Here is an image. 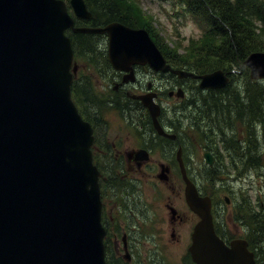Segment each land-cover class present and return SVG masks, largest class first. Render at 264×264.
<instances>
[{"label": "water", "instance_id": "1", "mask_svg": "<svg viewBox=\"0 0 264 264\" xmlns=\"http://www.w3.org/2000/svg\"><path fill=\"white\" fill-rule=\"evenodd\" d=\"M70 7L78 18L92 16L84 0H71ZM74 24L63 0H0V264H107L101 173L93 163L92 126L72 99L78 65L67 30L106 34L111 65L125 76H135L138 65L199 79L203 90L224 89L230 81L222 70L196 76L172 69L145 29ZM244 65L252 80H264V52L250 54ZM177 97H184L181 90ZM139 99L157 126L154 95ZM182 156L179 149L185 200L200 219L191 236L193 261L256 264L246 240L228 246L218 236L212 200L200 195ZM204 156L213 166L211 153Z\"/></svg>", "mask_w": 264, "mask_h": 264}, {"label": "rangeland", "instance_id": "2", "mask_svg": "<svg viewBox=\"0 0 264 264\" xmlns=\"http://www.w3.org/2000/svg\"><path fill=\"white\" fill-rule=\"evenodd\" d=\"M126 1L133 8V0ZM138 1H140L138 8H142L146 19L149 20V27L157 34L160 44H162L169 54L182 56L184 62L190 61L192 55H189L190 51L187 48L188 41L191 39L200 40L203 34L194 20L190 16H186L185 11H182L181 7L178 6L177 3L179 2L177 0V3L171 0L169 2L160 0ZM66 3L68 5V2ZM68 10L74 16L72 9L68 7ZM130 15H133V10ZM131 18L133 21V17ZM82 22H84V25L81 27H92L87 21L75 23L74 26L79 27ZM257 26L258 29L264 28V24L261 22H257ZM133 28L144 29L143 27ZM82 41H80V44L84 46V42ZM85 42L88 45L93 44L98 50L102 49L106 51L107 41L104 38L88 37L85 39ZM257 44L264 48V40H259ZM169 54L168 56H170ZM83 59L82 63L86 64L87 60L84 57ZM94 61L96 62H90V67L80 65L78 71H81L87 78L89 76L90 79H94L96 76H112L108 69L105 70L103 65L98 63L100 59H95ZM239 65L240 67L227 63L225 68L222 69L227 76H231L233 81L232 86L236 90L242 89L246 81H248V78L250 79L247 75L248 71H239L244 70L240 69L243 67L240 63ZM229 67H233V70L238 72L230 71L229 74ZM181 69L184 70L186 68ZM214 70L217 69L215 67L210 69L212 72ZM140 72L143 76H153L154 84L158 86L161 84V76H168L155 72L150 67L141 68ZM169 81L171 85L176 84L171 79ZM259 82L264 87V80ZM83 89L84 84L82 82L78 88V93L84 97V93L82 94ZM196 92L197 89L194 90V93ZM190 96L188 95L187 98ZM204 97L208 96H202V98ZM213 99H215V95ZM173 103L176 104L175 100L164 99L163 101V104L169 108ZM85 104L90 112L94 111L93 108L89 107V104ZM191 110L193 108L187 107L186 112L181 113L185 127L184 133L190 131L187 128L188 123L186 117H189ZM237 119L238 117L235 118L234 124L228 127V130L225 129L226 134L224 139L228 142L236 138L243 142L247 138L249 132L247 125L237 122ZM233 126L234 128L231 130ZM115 129H117L116 126ZM189 135H191V138H184L183 144V159L189 178L195 182L202 195L211 196L213 199L215 198L218 222L222 225V231L227 235L228 239L232 240L240 237L246 240L249 239V226H251L252 222L254 224V216L256 214L259 215L261 224H264V129L257 126V129L252 132V137L258 143V161H248L249 154L244 159L238 160L237 165L234 167L229 166L228 161H224V165H219L220 167L217 168L221 173L217 174L213 179H210L209 166L206 165L203 158V154L207 150L203 138L198 132L185 134V136ZM215 137L217 138L216 135ZM216 138L214 139L215 141L217 140ZM250 144L249 142L246 146ZM226 146H228V143L224 145V147ZM219 148L223 149L226 155H228L227 150H224L221 146ZM231 149L233 153H238V150ZM177 152V149H175L172 163L175 171H177V175L181 179L179 166L176 161ZM155 161L158 162L159 160L155 159ZM114 163L117 166L119 165L118 161H114ZM101 164L105 165V160ZM218 164H221L220 161H218ZM123 168H125V176L123 175V169L121 170V174L118 172L112 173L110 170L111 186L108 188V210L111 211L109 215L113 219H110L109 227L111 228L113 236L117 235V241L111 238L110 247L108 248L109 253L107 255L109 264H193L188 258L187 250L192 244L190 238L193 227L192 223H196L198 219L197 217H192L185 199L178 197L180 192L182 197L184 196V187L182 186V189H180L181 181L176 176H172V174H170L169 183H163L155 178L157 180L156 184H154L155 188H145L142 192L138 191V194L143 198H138L140 200L135 201V207H133V187L131 182V178L133 179V166L130 164L124 166L123 164ZM128 168L130 169V173L128 172ZM142 175L145 176V174ZM162 178L163 181L168 182V176H162ZM225 196H228L231 200L229 205L224 200ZM168 202L174 205L185 216L183 220L184 225L181 229L175 230L176 232L172 231L171 214L165 205ZM245 206H247L250 215L245 210ZM132 212L133 217L130 215ZM133 231H137V234L134 236ZM125 234L128 237L129 246H133L134 243L133 251L128 252L129 255L131 254L129 261L126 258L127 252L126 250L124 251L122 242ZM261 239L264 240V235ZM250 245L256 254H260L259 260L264 264V254L258 251L252 242H250ZM258 246H261L264 250V243L262 245L258 244Z\"/></svg>", "mask_w": 264, "mask_h": 264}, {"label": "trees", "instance_id": "3", "mask_svg": "<svg viewBox=\"0 0 264 264\" xmlns=\"http://www.w3.org/2000/svg\"><path fill=\"white\" fill-rule=\"evenodd\" d=\"M64 1L69 2L70 0ZM160 1L169 2L170 0ZM171 1L176 2V0ZM177 1L179 2H176L178 6L181 7L182 11H185V15L190 16L197 23L203 34L202 39H191L189 41L187 48L192 58L188 62H184L182 56L169 54L160 44L157 34L149 27V20L146 19L142 8H138L140 3L138 0L132 1L133 8L126 0H85L89 11L92 13V17L87 23L92 27H104L112 22H121L130 27H143L149 32L168 62H172L178 69L186 68L184 70L188 72L203 74L212 72L210 69L213 67L222 70L227 63L238 65V67H240V63L243 66L240 69L244 70L239 71H248L247 75L250 77V71L244 65L245 60L252 53L264 52V48L257 44L259 40H264V28L258 29L257 26V22L264 24V0ZM132 10L133 15H130ZM131 17H133V21ZM81 21L83 20L75 19L76 23ZM82 25H84V22L80 24V26ZM67 35L72 40L75 60L79 65L90 67L92 62H96L95 59H100L98 63L102 64L105 70L110 68L106 59L107 52L102 49L98 50L93 44L88 45L85 42V39L93 37V35H76L71 31H68ZM80 41L84 42V46L80 44ZM83 57L87 60L86 64L82 63ZM228 69L229 74L230 71H234L233 67ZM80 76L85 75L81 72ZM232 83L230 76V82L225 89L202 98L203 107L200 105L198 108L195 101H193L190 105L189 103L186 104L184 112H186L187 107L193 108L189 113V117H186L187 128L190 130L186 134L198 132L204 140L206 149L218 155L222 165H224V161H228V165L234 167L237 165L238 160L244 159L248 154V161H258L259 159L257 156L258 143L252 137V132L257 129V126L264 129V87L259 81H252L249 78L240 90L234 89ZM75 85L76 82L73 85L74 91ZM214 95L215 99H213ZM191 98L194 97L190 96L187 101ZM73 99L81 112L83 101L87 100L85 91L84 97L77 92V94H73ZM201 103H197V105ZM236 117H238L237 122L247 125L249 132L243 142L237 138L228 142L224 139L225 129L228 130V127L234 124ZM178 122L180 124L181 122L184 123L181 117H179ZM233 128L234 126L231 127V130ZM186 138H191V135L186 136ZM249 142L251 144L246 146ZM226 143H228V146L224 147ZM219 146L227 150L229 156ZM231 148L238 150V153H233ZM208 170L210 179L221 173L215 167H208ZM245 208L250 215L247 206ZM258 216V214L254 216L255 222L254 224L252 222L249 226L248 234L250 238L248 240L256 246L258 251L264 254L262 247L258 246V244L262 245L264 243V240L261 239L264 235V224H261ZM257 262L262 264L260 260Z\"/></svg>", "mask_w": 264, "mask_h": 264}, {"label": "flooded vegetation", "instance_id": "4", "mask_svg": "<svg viewBox=\"0 0 264 264\" xmlns=\"http://www.w3.org/2000/svg\"><path fill=\"white\" fill-rule=\"evenodd\" d=\"M93 38H104L107 41V44L109 41L106 34L93 35ZM106 59L110 65L108 71L112 76H96L94 79H90L89 76L88 78L87 76H77L76 81H74V83L76 82L75 91L72 86V94H77V92H79L78 88L83 82L84 89L82 90V94L85 91L87 100L84 101V105L82 104L80 113L84 120L92 125L95 136L92 150L94 163L101 172L100 190L103 206L102 223L107 233V240L105 239L107 254L109 253L108 248L110 247L111 240L116 239L117 241V235L113 236L111 228L109 227V221L110 219H113L111 218V215H109V213L111 214V211L108 210V188L109 186H111L110 170L112 171V173L118 172L119 174H121V170L123 169L124 173L125 169L123 168V164L124 166H126V164H130L131 166H133V179L131 178L133 187V207H135V201L140 200L138 198H143L138 194V191L142 192L145 188H155L154 184H156V179L163 183H169L170 174H172V176H176L177 179L182 182H180V189H182V186L184 187V196L182 197L180 192L178 197L180 199H185V185L182 179V175L180 179L172 163L174 158V150L177 149L178 151L179 149H181L183 151L184 138H186V133L183 132L185 129L184 123L181 122L180 124L178 122V119L179 117H181V113L184 112V107L186 106V104L189 103L190 105V103L195 101L198 108L200 107V105L203 107L204 105L203 103H201L202 96H208L216 91H220L223 89L203 90L199 86L201 80L194 79L192 77L180 79L179 76H176L171 72L162 73L168 76H161V84L158 86L154 84L153 76H143V74L140 72L141 68L149 66L134 65L133 70L135 76H125L126 73L124 71H118L112 67L108 54ZM167 63L171 65L172 69H178L172 62H168L167 60ZM192 74L196 76H202L209 73L207 72L203 74H197L192 72ZM169 79L175 81L176 84L171 85ZM196 89L197 92L194 93V90ZM179 90L183 92V98L177 97V93L179 92ZM147 94H150L151 96L154 95V101L157 105H159L160 108V115L158 117L157 126L155 125V122L153 121L148 108L145 107L142 101L139 99V97L145 96ZM188 95H191L194 98H191L187 101ZM164 99L175 100L176 104H171L169 108L163 104ZM85 103L89 104V107L93 108L94 111L90 112ZM197 103L201 104L197 105ZM115 126L117 127V129H115ZM161 131H163L167 136L162 135ZM170 136H175V138H172ZM177 153L176 161L178 163L180 171V164L178 162ZM205 153H211L214 158L213 166H209L205 161L207 166H209L210 168H219V165H222L218 164V155H216L212 151L206 150L204 152V160ZM227 156H229V154ZM155 159H158L159 161L156 162ZM103 160H105L106 166L101 164ZM114 161H118L119 165H115ZM164 170V175L166 174L165 176H168V182L163 181L162 172ZM128 172L130 173L129 168ZM179 173L181 174V172ZM142 174H145V176ZM123 175L125 176V173ZM228 199L229 202L226 203L227 205H229L231 202L229 197ZM214 201L216 203L215 198ZM215 203L212 200L211 211L214 218L216 233L219 234L218 236L227 245H230L231 241L235 239H244L243 237L235 238L232 240L228 239L227 235L222 231V225L218 222L217 206ZM165 205L171 214L170 219L172 224V231L176 232L184 225L183 220L185 219V216H183L182 212L175 208V206L170 204L169 202ZM218 208H220V206H218ZM130 215L133 217V212ZM191 215L193 218L197 217L198 220L196 223H192L193 227L190 238L195 226L199 223L200 220L198 216L192 211ZM136 234L137 231H133V236ZM128 241V237L125 234L122 238L123 248L124 251L127 249V252L130 253L131 251H133L134 243L133 246L130 247ZM189 247L187 250L188 258L193 264H196L192 259ZM256 255L259 260L258 253Z\"/></svg>", "mask_w": 264, "mask_h": 264}]
</instances>
